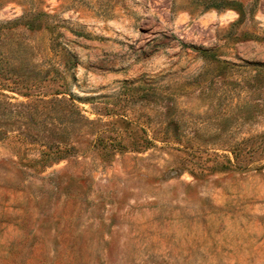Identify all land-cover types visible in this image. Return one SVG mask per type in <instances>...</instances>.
Returning <instances> with one entry per match:
<instances>
[{
  "label": "rangeland",
  "instance_id": "374dc122",
  "mask_svg": "<svg viewBox=\"0 0 264 264\" xmlns=\"http://www.w3.org/2000/svg\"><path fill=\"white\" fill-rule=\"evenodd\" d=\"M0 264H264V0H0Z\"/></svg>",
  "mask_w": 264,
  "mask_h": 264
},
{
  "label": "trees",
  "instance_id": "16d2710c",
  "mask_svg": "<svg viewBox=\"0 0 264 264\" xmlns=\"http://www.w3.org/2000/svg\"><path fill=\"white\" fill-rule=\"evenodd\" d=\"M196 51H200V52H203V53H206V50H201V49H195Z\"/></svg>",
  "mask_w": 264,
  "mask_h": 264
}]
</instances>
